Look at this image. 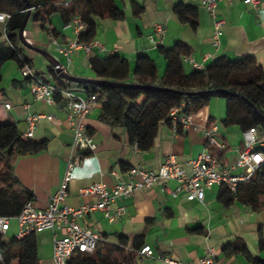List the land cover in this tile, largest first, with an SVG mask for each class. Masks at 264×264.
Masks as SVG:
<instances>
[{"label":"crops","instance_id":"crops-1","mask_svg":"<svg viewBox=\"0 0 264 264\" xmlns=\"http://www.w3.org/2000/svg\"><path fill=\"white\" fill-rule=\"evenodd\" d=\"M202 1L114 0L116 7L124 13V19L97 20L93 41L98 43L101 50L93 48L88 54L78 48L73 51L69 66H66L64 59L52 47V35L43 29L41 23L27 22L23 36L33 47L58 59L66 67V72L77 78L96 79L88 64L89 58L94 55L101 58L119 56L128 62L131 73L137 57L146 56L156 77L163 78L169 72L170 61L160 55L158 47L169 50L177 43L183 44L190 53L189 57L205 68L217 59L236 61L251 56L264 72V0H259L257 10L244 4L243 0H222L217 3L216 15L224 21L221 46L217 51L211 48L212 19ZM133 2L143 7V12L138 17L133 15ZM178 4L196 10L194 28L178 21L173 13ZM156 26L164 30V35L155 43H150L149 38L153 36ZM48 27L57 33V37L53 38L59 44L65 45L73 41V28H67L63 24L59 13L50 16ZM5 42L4 25L0 24V44ZM20 51L30 61V69L34 73L49 74L52 67L43 56L23 46ZM182 65L185 74L193 71L190 65L183 62ZM19 69L14 61L5 62L0 69V124H11L22 135L27 129V115L42 116L31 140L40 144L43 150L35 155L18 158L13 168L24 191L32 195L35 208L43 209L47 206L49 199L59 188L67 162L72 159L79 158V163L73 170L65 205L77 209L82 203L92 204L96 201L93 197L81 196V189L95 183L113 186L116 183L113 172L121 180L127 181V172L121 171L122 165L130 168L139 165L156 171L167 157L173 156L189 174V162L204 150L203 131L206 128L214 127L216 136L226 147L223 165L233 164L242 148L243 132L237 126H222L226 102L214 97L193 115V125L181 134L173 135L171 129L159 126L152 148L148 152H141L129 143L126 134L125 126H129L130 122L125 120L126 124H123L125 103L109 92L107 104L103 107L96 105L83 121L96 148L89 156L81 157L72 147L73 132L65 102L60 99L48 106L36 101ZM72 90L79 96L85 95L82 89ZM143 102V96L136 100L138 106ZM5 104L10 106L8 110L4 108ZM47 116L53 118L48 120ZM256 148L264 151V134L260 135ZM176 188L173 181H159L148 190L116 199L111 210L122 209L123 214L113 222L96 211L83 218L81 224L95 232L100 240L111 245L118 244L117 235H124L128 238L126 253L132 251L134 238L143 235L144 246L150 247L153 258L142 259L136 255L130 264H159L158 259L163 257L192 264L208 249L215 252L221 264H252L242 254L230 257L223 255V246L235 239L243 241L250 257L264 262V245L259 246V238L264 239V209L255 212L239 202L224 208L217 201L216 187L205 191L202 203L188 201L185 194L177 192ZM17 231L16 223L12 222L7 233L2 236V243L9 244L15 239ZM61 236L62 232L59 230L35 234L38 264H53V239ZM0 262L19 264L17 259L3 261L1 253Z\"/></svg>","mask_w":264,"mask_h":264},{"label":"trees","instance_id":"trees-1","mask_svg":"<svg viewBox=\"0 0 264 264\" xmlns=\"http://www.w3.org/2000/svg\"><path fill=\"white\" fill-rule=\"evenodd\" d=\"M27 1L31 8L28 22L41 23L43 29L54 37H57V33L48 27L52 14L59 13L64 25L79 16L85 25L84 31L79 36L81 44H88L94 40L97 20L122 21L125 17L116 7L114 0ZM132 10L133 15L138 17L143 12V7L133 2ZM25 12V3L21 0H0V13L9 16L4 25L6 42L0 44V69L7 61L16 62L19 68L23 65L31 66L30 61L20 51L22 46L17 36ZM173 13L179 22L189 24L192 28L196 26L197 12L194 8L178 4L174 7ZM158 52L164 59L170 61L168 74L160 79L156 77L155 70L146 56L137 57L132 73L128 62L119 56L101 58L94 55L89 58L88 64L96 79L167 88L181 92L182 95L138 89L110 90L88 85L64 84L61 81L56 82V87L82 89L87 95H97V102L102 107L108 102L109 92L121 98L126 105L123 124H126L125 120L130 122L129 126H125L129 143L135 145L141 152H148L152 148L159 126L163 125L171 129L170 113L179 109L182 104H184V114L195 115L209 103L210 99L217 97L226 102L223 127L237 126L245 132L263 124L259 115L264 116V72L255 58L246 56L236 61L217 59L203 71L193 70L190 74H185L182 58L190 56V53L183 44L177 43L169 50L159 46ZM49 74L55 76L53 69L49 70ZM25 81L28 84V81ZM198 92L202 94L186 96ZM141 96L144 97V102L138 106L136 100ZM59 100L56 98L55 101ZM207 124H210V119ZM177 133H182L180 128L177 129ZM42 150L40 144L34 143L31 139H23L15 126L0 124L1 217H15L27 201H33L32 195L25 192L20 185L13 168L18 158L35 155ZM261 152L264 154V151ZM89 155V153L80 154L81 157ZM130 169L123 165L121 167L123 173ZM217 201L224 208L239 202L255 212L264 209V165L252 174L248 184L238 185L235 192H231L225 186L218 188ZM116 237L117 245L99 240L92 254L74 252L68 264H130L144 246L143 235L134 238L130 253H126L128 238L121 234ZM1 239L2 236H0V253L3 261L17 259L19 264H38L34 234L19 240L13 239L9 244L2 243ZM263 245L264 239L260 237L259 246ZM222 253L225 257L242 254L252 264H264L260 259L250 257L245 244L240 239L223 246Z\"/></svg>","mask_w":264,"mask_h":264},{"label":"built area","instance_id":"built-area-1","mask_svg":"<svg viewBox=\"0 0 264 264\" xmlns=\"http://www.w3.org/2000/svg\"><path fill=\"white\" fill-rule=\"evenodd\" d=\"M220 1L222 0L202 1L203 7L212 19L211 48L215 51L221 46L222 28L224 26V21L216 15V6ZM243 3L252 6L255 10L260 5L259 0H243ZM8 19V15L0 13V24L5 25ZM66 27L73 28L74 39L72 42L62 45L53 36H50L52 47L64 59L66 66L71 64L73 51L78 48H82L88 54L93 48L101 50L98 43L94 41L88 44L79 43V36L85 28L79 16L74 17ZM163 35L164 30L160 26H156L153 36L149 38L150 43H155ZM182 62L190 65L193 70H205L202 64L195 62L189 56L182 58ZM61 69L66 71V67L62 63ZM19 71L22 79L28 81L29 92L36 101L43 102L48 106L54 105L56 98L65 102V108L69 112V124L73 132L72 147L80 154H92L96 144L87 133L83 121L98 105L97 95H87L84 92V96H79L76 91L70 88H57V81L64 82L56 73L55 76L50 74L39 75L34 73L28 65H23ZM4 108L8 110L10 106L5 104ZM183 108L184 104L170 113L173 135L178 134V128L184 132L189 126L193 125V115L184 114ZM41 117L40 115L26 116L27 129L22 134L23 139L32 138L36 124ZM52 118L53 116H47L48 120ZM194 129L197 128L194 127ZM203 132L205 137L204 150L196 159L189 162V174L185 172L182 164L173 156L167 157L156 171L144 169L139 165L134 166L127 172V181L121 180L113 172L112 175L116 177V183L113 186L108 187L102 183H95L79 191L81 196L93 197L96 201L92 204L82 203L77 209L65 205L69 183L73 178V170L79 163V158L69 160L59 188L49 199L47 206L43 209L35 208L32 201H27L17 216L12 218L0 216V236L7 233L12 222L17 225L18 231L15 235L17 240L43 231L59 230L62 232V236L53 239L52 262L53 264H68L74 252L92 254L96 243L100 240L95 232L81 224L83 218L100 211L106 220L113 222L114 219L123 214L122 209H116L113 212L111 210V206L116 199L127 198L136 192L148 190L159 181L164 183L173 181L177 186L176 191L183 192L188 201L202 203L205 191L225 186L231 192H235L238 185L248 184L252 174L264 165V154L256 148L260 135L264 134V121L261 126L242 133V148L239 150L234 163L228 166L222 163L226 147L216 136L215 128H206ZM137 255L142 259L149 260L153 258L152 250L148 246H143ZM158 262L159 264H183L169 257L158 259ZM192 264L221 263L218 261L215 252L208 249L201 258Z\"/></svg>","mask_w":264,"mask_h":264},{"label":"water","instance_id":"water-1","mask_svg":"<svg viewBox=\"0 0 264 264\" xmlns=\"http://www.w3.org/2000/svg\"><path fill=\"white\" fill-rule=\"evenodd\" d=\"M25 3V7H26V12L25 15L21 21L17 36H18V40L20 42V44L29 49L32 50L38 54H40L41 56H43L48 63L51 65L52 69L55 71L56 74H58L59 78L67 83H72V84H78V85H82V86H92V87H97V88H104V89H110V90H115V89H138V90H142V91H152V92H170V93H174V94H178V95H182L181 92L178 91H174L171 89H167V88H159V87H155V86H148V85H136V84H124V83H116V82H110V81H105V80H100V79H84V78H77L74 76H70L66 71L61 69V62L56 59L55 57H53L52 55L48 54L47 52L35 48L32 45H30L23 36V31L26 27V24L28 22L29 19V15H30V5L28 3L27 0H21ZM219 93H225L224 91H219ZM202 93H189L186 94V96H195V95H199ZM251 106V105H250ZM253 111L255 113H257L256 109L251 106ZM260 118L264 121V116L259 115Z\"/></svg>","mask_w":264,"mask_h":264}]
</instances>
